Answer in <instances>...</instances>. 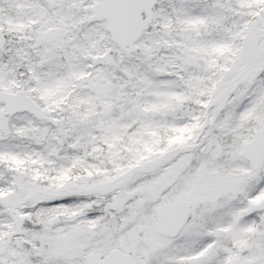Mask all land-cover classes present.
Returning <instances> with one entry per match:
<instances>
[{
    "label": "snow or ice",
    "instance_id": "snow-or-ice-1",
    "mask_svg": "<svg viewBox=\"0 0 264 264\" xmlns=\"http://www.w3.org/2000/svg\"><path fill=\"white\" fill-rule=\"evenodd\" d=\"M0 264H264V0H0Z\"/></svg>",
    "mask_w": 264,
    "mask_h": 264
}]
</instances>
